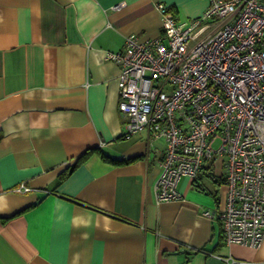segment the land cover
I'll use <instances>...</instances> for the list:
<instances>
[{
	"label": "crops",
	"instance_id": "1",
	"mask_svg": "<svg viewBox=\"0 0 264 264\" xmlns=\"http://www.w3.org/2000/svg\"><path fill=\"white\" fill-rule=\"evenodd\" d=\"M210 2L0 0V264H264V239L229 244L206 214L225 194L206 174L157 200L165 143L124 136L106 59L162 34L158 3L185 21Z\"/></svg>",
	"mask_w": 264,
	"mask_h": 264
},
{
	"label": "built area",
	"instance_id": "2",
	"mask_svg": "<svg viewBox=\"0 0 264 264\" xmlns=\"http://www.w3.org/2000/svg\"><path fill=\"white\" fill-rule=\"evenodd\" d=\"M158 8L159 37L133 33L122 49L106 52L120 66L124 136L147 131L150 140L164 141L158 201L182 198L183 177L213 176L225 194L206 214L221 221L227 243L258 247L264 239V0H211L203 15L185 21L164 3Z\"/></svg>",
	"mask_w": 264,
	"mask_h": 264
},
{
	"label": "rangeland",
	"instance_id": "3",
	"mask_svg": "<svg viewBox=\"0 0 264 264\" xmlns=\"http://www.w3.org/2000/svg\"><path fill=\"white\" fill-rule=\"evenodd\" d=\"M203 180L208 185V187L212 190V193L217 194V198L220 201L223 198V184L221 183V181H215L212 178L207 177V176H204ZM211 198H213L214 205L218 206L217 200H216V202L214 201L213 195ZM216 209H214V210H216Z\"/></svg>",
	"mask_w": 264,
	"mask_h": 264
},
{
	"label": "trees",
	"instance_id": "4",
	"mask_svg": "<svg viewBox=\"0 0 264 264\" xmlns=\"http://www.w3.org/2000/svg\"><path fill=\"white\" fill-rule=\"evenodd\" d=\"M210 177H212V179H214V177L213 176H210ZM218 181H220V180H218ZM194 185L195 186H197L199 189H205V186H204V183H201V181L200 180H198V179H196V180H194ZM213 196L214 197H216V200H217V202H218V198H217V194H215V193H213ZM222 235H223V231H222ZM223 237H224V235H223Z\"/></svg>",
	"mask_w": 264,
	"mask_h": 264
}]
</instances>
